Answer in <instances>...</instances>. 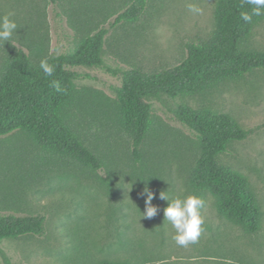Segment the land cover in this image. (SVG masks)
<instances>
[{
  "label": "rangeland",
  "instance_id": "obj_1",
  "mask_svg": "<svg viewBox=\"0 0 264 264\" xmlns=\"http://www.w3.org/2000/svg\"><path fill=\"white\" fill-rule=\"evenodd\" d=\"M133 0H0V17L17 24L11 41L0 42V74L18 49L32 60L70 52L85 35L111 28ZM139 18L112 27L106 36V67L77 66L68 122L101 160L93 170L41 148L22 130L0 136V214H43L46 232L7 238L0 264H264V217L253 234L222 219L209 193L191 183L199 154L198 134L177 121L181 104L205 106L233 116L248 135L233 142L221 161L244 174L264 212V70L225 81L201 94L151 100V130L140 160L119 112L122 75L116 69L162 71L181 63L188 45L206 41L215 29L217 0H146ZM201 8L202 14L189 10ZM247 46L264 51V21ZM157 214L143 217L146 193ZM196 194L204 205L202 231L181 247L165 220L169 201L161 194Z\"/></svg>",
  "mask_w": 264,
  "mask_h": 264
},
{
  "label": "trees",
  "instance_id": "obj_2",
  "mask_svg": "<svg viewBox=\"0 0 264 264\" xmlns=\"http://www.w3.org/2000/svg\"><path fill=\"white\" fill-rule=\"evenodd\" d=\"M53 5L59 0H50ZM146 0H133L116 16L110 27L136 21ZM246 0H217L214 8L215 29L204 42L188 45L185 59L162 71L137 68L116 69L122 75L118 89L119 112L132 140L133 155L140 160L143 144L151 130V100L201 94L219 84L257 69L264 70V51L247 46L264 15L252 16ZM111 28L101 26L82 37L70 52L45 58L54 68L45 75L40 61L32 60L18 49L0 74V136L22 130L38 146L97 170L100 158L85 145L68 122L67 107L76 92L77 66L106 67L103 52ZM59 84L60 91L56 85ZM174 117L195 131L200 139L199 154L192 176L198 192L214 198L218 215L245 232L253 234L263 225L264 212L248 178L221 161V155L236 141L245 139L246 130L233 116L209 107L181 104ZM46 232L43 214H0V244L7 238L41 236ZM102 264H128L105 261Z\"/></svg>",
  "mask_w": 264,
  "mask_h": 264
},
{
  "label": "clouds",
  "instance_id": "obj_3",
  "mask_svg": "<svg viewBox=\"0 0 264 264\" xmlns=\"http://www.w3.org/2000/svg\"><path fill=\"white\" fill-rule=\"evenodd\" d=\"M247 4L252 6V14L247 12L241 13V18L246 22H251L252 16L264 15V0H246ZM189 10L196 14H202V9L194 5H189ZM11 13L0 17V42L11 41L13 33L17 30L16 22L11 18ZM40 68L45 75L51 76L54 68L48 64L46 60H42ZM57 91H60L59 84L56 85ZM146 193V210L143 217L153 218L158 208L152 204L154 194L145 189ZM162 199L169 201L168 206L164 209L165 220L171 223L175 230V235L172 237L175 243L181 247H187L190 243H195L199 238L203 217L201 209L203 208V199L196 194L179 196L176 194L165 195L161 194Z\"/></svg>",
  "mask_w": 264,
  "mask_h": 264
}]
</instances>
